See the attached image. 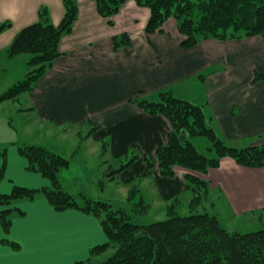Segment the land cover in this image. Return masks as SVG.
Segmentation results:
<instances>
[{
  "label": "crops",
  "instance_id": "obj_1",
  "mask_svg": "<svg viewBox=\"0 0 264 264\" xmlns=\"http://www.w3.org/2000/svg\"><path fill=\"white\" fill-rule=\"evenodd\" d=\"M76 1L77 19L71 31L59 40L61 54L29 92L20 94L24 105L17 109L33 114L39 125L51 127H30L34 139L29 140L23 135L27 127H13L6 113L0 112V151L7 148L0 193H9L14 184L33 188L49 185L39 173L26 169V160L17 149V144L22 143L43 145L70 159V165L60 172L62 184L80 156L76 149L58 145L44 134L49 129L60 131L65 126L85 124L90 126L88 137L101 148L99 155L108 156L105 162L109 166L136 155L118 174L119 183L152 186L148 193L149 201L154 199L152 203L177 198L186 191L185 168L175 166L172 176H163L155 157V150L167 141L170 122L130 102L140 95L154 98L163 89L201 105L207 121L225 139L247 135V127H255L256 133L264 132V79L253 81L256 71L264 73V38H209L184 49L180 45L182 35L173 21L161 31H145L150 12L135 0H125L111 17L112 24L98 14L93 0ZM43 7L51 23L61 22L62 0H0V25L8 23L0 30V72L6 68L8 77H13L5 87L23 77L15 73V64L20 61L26 66L28 60L26 54L8 56L6 51L24 26L38 20ZM123 33L129 35L130 42L115 49L112 38ZM8 105L0 102V108ZM94 125L97 128L92 131ZM197 136L202 135L190 136L195 147L197 142L201 144ZM145 156L153 163L152 173L138 178L145 170ZM1 162L0 157V165ZM102 163L97 167L100 172ZM197 175L208 181V193L218 192L231 215L239 217L264 209V166H241L223 156L218 167ZM93 176L86 180L95 179ZM62 187L77 199L82 195L100 199L98 194L83 189L73 192L63 184ZM15 207L24 213L13 214L6 236L18 242L19 248L15 250L1 242L4 234L0 226V264H74L86 259L90 248L107 240L95 216L77 209L57 211L43 196L18 201ZM212 214L219 219L217 212ZM139 220L137 217L135 221Z\"/></svg>",
  "mask_w": 264,
  "mask_h": 264
},
{
  "label": "trees",
  "instance_id": "obj_2",
  "mask_svg": "<svg viewBox=\"0 0 264 264\" xmlns=\"http://www.w3.org/2000/svg\"><path fill=\"white\" fill-rule=\"evenodd\" d=\"M100 16L108 19L115 15L125 0H93ZM136 4L149 9L145 31H161L173 21L182 35L180 45L189 49L205 39H239L260 36L264 38V0H135ZM64 14L61 22L49 21L45 7L38 12V20L24 26L13 38L7 49L8 56L26 54L28 72L24 78L0 93V102L16 101L19 95L29 92L35 82L49 69L61 54L60 38L68 34L77 19L76 0H62ZM8 23L0 25V30ZM113 47L128 45L130 37L123 33L112 38ZM264 79V73L255 72L253 81ZM130 102L149 114H161L168 119L171 131L163 146L155 150L161 175L170 177L175 166L185 168V189L193 194L190 204L197 208L208 193L209 183L199 174L219 166L223 156L231 157L246 167L264 166V142L247 146H230L208 124L201 105L175 96L170 89H163L154 98L135 96ZM97 126L92 127L94 131ZM190 136H205L216 152L208 157L199 152ZM264 138V132L260 138ZM19 154L26 160V169L39 173L49 181L45 187L33 188L14 184L9 193H0V226L4 236L1 242L18 249L19 244L10 240L13 214L24 212L15 207L21 200H33L43 196L57 210L77 209L95 216L106 235V242L90 248L89 256L74 264H264V221L255 231L238 233L226 229L216 215L190 212L179 215L170 205L167 218L140 224L133 221L123 208H114L109 202L91 199L84 195L75 198L62 187L60 172L70 165V159L43 145L17 144ZM131 156L112 170L109 176L118 174L133 161ZM0 180L7 165V148L0 151ZM145 160V170L138 177L150 176L153 163ZM111 168V167H110ZM137 178V179H138ZM178 201L177 198L174 199ZM263 210V209H262ZM110 246L114 253L108 258L93 262Z\"/></svg>",
  "mask_w": 264,
  "mask_h": 264
},
{
  "label": "rangeland",
  "instance_id": "obj_3",
  "mask_svg": "<svg viewBox=\"0 0 264 264\" xmlns=\"http://www.w3.org/2000/svg\"><path fill=\"white\" fill-rule=\"evenodd\" d=\"M15 65V73H18V76L22 74L23 77H21V79L24 78L25 75L23 74H26L29 70L27 64L24 66L23 62L18 61ZM7 72L8 71L6 68L4 72H0V89L3 87L7 88L5 87L7 86L6 82H8L10 79H13V77H8ZM20 101L22 103H20ZM5 102L10 104V106L8 105L7 108H0V112L6 113L13 127H19L21 129L27 127V130L24 131L23 135H25L26 138L30 137L31 139L29 140L34 139V136H30L32 133L31 130H33L30 127H51L43 123L42 125H39L37 118L33 114H26L24 110H21L22 112L17 110L22 105H24L23 96H21L19 100H6ZM208 124H210V122H208ZM87 127L90 126L85 124L78 126H65L64 130L58 131L56 129H49L47 130V133L44 134L48 138H53V141L58 145L68 146L71 149H76L78 151V155L80 156V158L75 156V159L78 158V162L75 164L73 169L71 168V170H69L66 179H62V184L65 188L70 189L73 192H78L79 190L83 189L87 192L98 194L101 200L109 203L112 202L114 204L113 207L116 209L124 206L125 208H128L127 212L132 216L131 218L133 221H135L137 217L140 218V224L166 219L168 209L170 205L173 204L172 209H174L179 215H187L190 212L206 211L209 214L217 212L222 225L232 232L246 233L255 231L263 226L264 209L247 213L239 217L233 216L227 210V206L224 204L225 202L222 200V198H219L218 192L207 193L203 198L202 204L197 208L191 207L192 205L190 202L193 194L190 190H186L183 194L179 195L177 197L178 201L176 202L173 199L167 203H152L154 199L149 201L148 194L153 190L152 186L147 185L146 188L143 186L141 188L138 182L125 185L119 183L117 176H109V174L112 172L110 169L117 167L118 163H121V160H117L116 163L114 161V163H111L109 166V162H105L108 156L99 155L101 148L98 143H93V141L88 137ZM254 128L255 127H247V135L233 139H225L223 134H221L226 144L230 146L243 147L253 143L264 142V138H260L263 133L259 132V135V133L255 132ZM35 130L36 128L34 129L33 133ZM187 137H189V135ZM197 137L200 139L201 144L197 142L196 149L208 157L216 156V152L213 148H211V144L208 139L205 136ZM101 162H103V165L101 166L102 169L100 172L98 169ZM85 169H88V171L93 173L94 176L96 175L95 179L86 180L87 177L92 178L93 175L88 176ZM72 173H74L73 176L76 175L75 177L78 178L77 180L71 176ZM80 174L83 177H79ZM75 184L80 186V188L77 187V189H75ZM143 189L146 191H143ZM141 197H143V201L140 200ZM139 201H141V203H139ZM115 249V246H110L103 253L95 256L93 258V262L96 263L108 258L114 253Z\"/></svg>",
  "mask_w": 264,
  "mask_h": 264
}]
</instances>
